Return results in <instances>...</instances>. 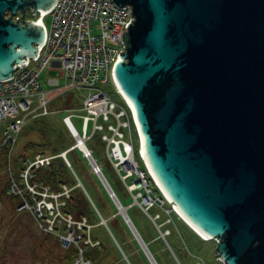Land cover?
Instances as JSON below:
<instances>
[{
	"label": "water",
	"instance_id": "1",
	"mask_svg": "<svg viewBox=\"0 0 264 264\" xmlns=\"http://www.w3.org/2000/svg\"><path fill=\"white\" fill-rule=\"evenodd\" d=\"M112 1L134 17L111 77L133 109L147 169L223 264H264V0ZM55 3L0 1V82L37 58ZM29 7L39 21L2 25L6 8L12 17Z\"/></svg>",
	"mask_w": 264,
	"mask_h": 264
},
{
	"label": "rangeland",
	"instance_id": "2",
	"mask_svg": "<svg viewBox=\"0 0 264 264\" xmlns=\"http://www.w3.org/2000/svg\"><path fill=\"white\" fill-rule=\"evenodd\" d=\"M50 20L47 16L43 21L47 30ZM46 76L58 78L59 74L44 72L42 77ZM100 89L108 93L115 103L125 105L124 100L116 94L112 83L101 86ZM45 90L48 91V88L45 87ZM82 98V92L76 90L47 92V116L43 117L39 114L40 111L27 116L21 129L14 134V143L5 142L4 131L7 124L0 126V264H68L63 260L68 252L63 249L62 238L67 237L70 229L73 230L74 237L80 236L85 241L89 238L93 244L101 242L100 251L110 255L103 264H151L129 224L119 214L118 203L127 208L126 214L131 225L142 236L147 248H150L156 263L197 264L203 261L204 264H218L215 242H200L194 236L196 234L176 214L171 217L174 224L163 227V231L169 230L171 236L164 240L159 235L157 228L134 203L120 180L109 160L106 143L102 141L100 132L95 133L86 143L101 169L102 176L94 172L92 160L85 158L80 149L75 147L76 139L64 122L68 114L80 115ZM36 107L35 104L33 108ZM71 122L81 133L82 122L77 118H72ZM91 128L88 125L89 136ZM70 146L75 149L64 159L61 155ZM56 154L59 155L55 156ZM38 156L53 157L52 162L57 158L63 161L72 175L69 187L73 186V181L75 183L72 196L80 192L87 201L83 208L89 232L78 230L73 224H82L83 216L76 220L71 213L65 211L71 200L70 188L66 184L54 191L43 182L36 181V178H43V171L47 169L45 167L30 170L31 176L25 178L27 163L39 158ZM37 172H42L41 176L38 177ZM60 173L66 179L67 174L63 167ZM151 188L156 192L155 187L151 185ZM149 214L161 216L158 224H163L166 220L162 210L156 207ZM95 248L88 245L86 249Z\"/></svg>",
	"mask_w": 264,
	"mask_h": 264
},
{
	"label": "built area",
	"instance_id": "3",
	"mask_svg": "<svg viewBox=\"0 0 264 264\" xmlns=\"http://www.w3.org/2000/svg\"><path fill=\"white\" fill-rule=\"evenodd\" d=\"M131 13L130 6L120 9L112 0H56L51 11L41 18L45 29V42L37 58L18 68L12 78L0 82V126L7 124L4 131L5 142L14 143V134L21 129L27 116L36 111H40L39 114L43 117L47 116V92H82L80 115L68 114L64 118L67 128L76 139L75 147L80 149L85 158L92 160V152L86 143L95 133H102L101 139L106 143L109 160L126 186L127 192L165 240L170 236V231H162V228L173 223V214L178 217L179 215L169 200L165 196L162 198V191L145 165L140 150L141 137L132 107L125 101L124 106L115 103L108 93L100 89L101 86L112 83L116 94L121 95L112 81L111 70L117 61V55L126 51L122 32L127 33V25L132 18L134 20ZM47 16L51 19L49 30L43 22ZM44 72L58 73L59 77L43 78ZM35 104L37 107L33 108ZM72 118L82 122L81 133L73 126ZM88 125L92 127L90 136ZM73 149L75 148L66 150L61 156L67 155ZM38 157L27 163L25 178L31 176L30 170L51 165L53 157ZM92 162L94 172L102 176L99 166L93 160ZM103 181L106 183L104 178ZM151 185L155 187L156 192ZM166 206L169 208H165ZM155 207L162 210L166 216L163 224H158L161 219L159 214H149ZM83 220L82 224H73L78 230L86 231L89 227L87 221ZM62 242L66 251L72 246L76 248L77 255L73 264H91V260L85 257L83 246L94 248L100 244H93L89 238L85 241L80 236L74 237L71 229L67 237L62 238ZM216 260L218 264H223L220 259ZM197 264L204 263L201 261Z\"/></svg>",
	"mask_w": 264,
	"mask_h": 264
},
{
	"label": "trees",
	"instance_id": "4",
	"mask_svg": "<svg viewBox=\"0 0 264 264\" xmlns=\"http://www.w3.org/2000/svg\"><path fill=\"white\" fill-rule=\"evenodd\" d=\"M70 147H72V146H70ZM70 147H68L65 150L70 149ZM59 154H61V153H59ZM59 154H56L55 156H58ZM67 155H68V153H67ZM55 161H58V163L56 164ZM62 162L63 161L60 158H57V160H54L51 163V165L49 167H47L46 171H43L44 172L43 178H36L35 177L37 179L36 181L43 182V184H45L46 186H49L54 191L57 188H60V186L61 185H64V184H66V186L69 187V182L72 180V175L69 174V171L67 170V168L65 167L64 163H62ZM62 167L65 169L66 174H67V177L68 178L66 177V179H64V174L60 173ZM37 173H38V177L41 176V174H42V172H37ZM72 183H73V186L72 187H69L70 188V194H71V196H70V199L71 200L68 202L69 203V206L67 204L68 209L66 208L65 211L67 210L66 212L71 213L73 215L72 217L74 219H76V220H79L82 216H83L84 219H87L86 213H85V209L83 208V206L85 204H87V201L84 198V196L82 195V193H80V192H79V194L72 196V193L75 192V190H73L75 183H74V181ZM174 216L175 215L173 214V217ZM173 224H174V222L172 224L166 225L164 227H167V226H170V225H173ZM186 228H187V226H186ZM162 231H163V228H162ZM170 236H171V233H170ZM194 236L200 242H202V240L199 237H197L196 235H194ZM141 238H142V236H141ZM167 238H166V240H167ZM99 243H100L99 244V247H96L95 249H89V250L86 249L87 247H84L82 245L86 249V250L84 249L85 257L87 259L91 260L93 262V264H103V262L110 257L109 254H103L100 251V248L102 247V244H101V242H99ZM167 243L170 246V248L172 249L169 241H167ZM149 250H150V248H149ZM172 251H173V249H172ZM67 252H68V254L67 253L65 254L63 260H64V262H67L68 264H73V262H74V256L77 253L76 248L72 246L69 250H67ZM150 252H151V250H150ZM151 254H152V252H151ZM175 256H176L177 260L180 261V259L177 257L176 254H175Z\"/></svg>",
	"mask_w": 264,
	"mask_h": 264
},
{
	"label": "flooded vegetation",
	"instance_id": "5",
	"mask_svg": "<svg viewBox=\"0 0 264 264\" xmlns=\"http://www.w3.org/2000/svg\"><path fill=\"white\" fill-rule=\"evenodd\" d=\"M0 1L4 2L6 0H0ZM26 1H29V0H26ZM7 4L10 5L9 3ZM33 11H34L33 7H29L27 9L19 8L16 11L15 15L11 17L9 8H6L2 14V22H3L2 25H4L5 21L6 22L10 21L12 24L17 23L18 25H21V26H23L25 22L39 21L41 15L37 13L36 16H34Z\"/></svg>",
	"mask_w": 264,
	"mask_h": 264
},
{
	"label": "bare ground",
	"instance_id": "6",
	"mask_svg": "<svg viewBox=\"0 0 264 264\" xmlns=\"http://www.w3.org/2000/svg\"><path fill=\"white\" fill-rule=\"evenodd\" d=\"M119 97L120 98H122V96L121 95H119ZM125 102H128L127 100H126V98L125 97H123L122 98ZM135 116V115H134ZM80 144V143H79ZM83 146V145H82ZM90 151V150H89ZM91 152V151H90ZM91 157H92V154H91ZM92 160L96 163V161L94 160V158L92 157ZM156 183V182H155ZM157 184V183H156ZM157 187V186H156ZM157 189H158V191H160L159 190V188L157 187ZM161 192V191H160ZM161 196H162V198H163V194H162V192H161ZM120 206H122L121 205V203H120ZM125 211V210H124ZM100 214V213H99ZM180 219L185 223V225H187L188 227H189V229H191V231H193L196 235H198L199 237H202L203 239H205V240H207L208 241V239H206L204 236H202L199 232H197L192 226H190V225H188L181 217H180Z\"/></svg>",
	"mask_w": 264,
	"mask_h": 264
}]
</instances>
